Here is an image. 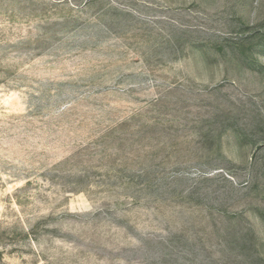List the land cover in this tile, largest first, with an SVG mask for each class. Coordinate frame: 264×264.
I'll use <instances>...</instances> for the list:
<instances>
[{"label":"rangeland","instance_id":"1","mask_svg":"<svg viewBox=\"0 0 264 264\" xmlns=\"http://www.w3.org/2000/svg\"><path fill=\"white\" fill-rule=\"evenodd\" d=\"M0 264H264V0H0Z\"/></svg>","mask_w":264,"mask_h":264}]
</instances>
